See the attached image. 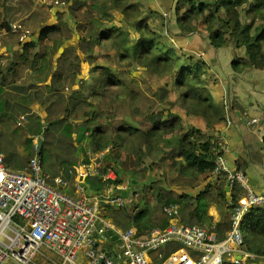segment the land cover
I'll use <instances>...</instances> for the list:
<instances>
[{"label":"trees","instance_id":"trees-1","mask_svg":"<svg viewBox=\"0 0 264 264\" xmlns=\"http://www.w3.org/2000/svg\"><path fill=\"white\" fill-rule=\"evenodd\" d=\"M69 2L72 3L70 4L71 10L86 8L84 13L88 15L98 11L104 16H109L110 11L119 10L123 15V20L127 21L129 26L138 33L137 37L133 38L132 41L135 42L131 43L130 48L134 60L137 64L143 65L146 71L153 72L159 79H165L164 85L158 88L155 95L163 99L164 96L166 97L172 92L176 93L175 98L171 101L165 100L166 103L162 106L165 109L148 108L146 118L149 125L143 128L139 126V123L131 125L127 122H120L111 132H108L98 122L85 118L81 122H76V132L73 131L72 125L66 123V120L76 105H71V103H75L74 100L85 94H102L108 88L128 89V86H124L120 71L93 61L95 59L93 50L97 45L107 40L122 47L128 33L121 26L101 27L89 35L78 33L82 54L76 50L74 58L78 65L83 61H89L91 79L82 77L78 90L74 91L70 100H65L53 85L56 83L54 80L61 74L52 70L53 87L49 85L48 88L54 92L46 96L45 99L39 100L47 112V116L41 118L32 112L30 106L34 102V95L36 96L38 92L27 94L28 87L19 85L17 82L20 65L37 64L36 59L40 60L38 63L41 68L50 64L46 63L48 57L45 54H37L34 49L38 46L39 41L59 32L61 27L59 23L44 25L39 30L36 42L31 40V37L24 42H20L16 38L21 51H15L12 56L10 55L6 59L4 65L0 64V150L6 153V165H11L12 168L28 166L30 158L26 155L22 160L16 151L15 144L19 142L24 145L33 155V136L42 138L39 150L42 159L46 158V162H48L50 159L48 147L54 139H57L61 148L64 147L60 148V151L66 155L59 157V169L60 172L63 171L64 178L68 180L71 177L69 172L72 170L75 160L81 159L86 162L88 151L97 152L109 146L105 159L112 163L118 173V179L112 182L113 185H116L123 182V169L116 162L124 164V162H120L124 146H129L132 154L140 160L151 152L161 153L162 147L173 142L171 139H174L175 149L168 157V168L180 174L192 183V186L198 184L199 176H203L205 184L203 189L196 192L194 196L181 193L173 199L168 195V191L159 192L158 195L165 196L162 199L165 204H179L181 220L185 221L184 224H207L216 239L217 237L222 239L230 227L231 210L236 200L227 201V191L223 183L219 184L218 179L212 181V171L215 168L216 159L213 150V147L216 146L214 136H207L196 125L183 124L181 114L172 110L176 105H179L186 116L202 118L206 123L205 128L208 130H213L215 125L224 120V105H219L210 92L208 78L204 77V62L180 54L172 43H167L166 36H162V33L159 34L157 30L151 28L148 19L155 12L147 8V12L144 13L141 6L143 3L139 0H65V4ZM182 8L185 9L181 12ZM206 10L207 12H205ZM242 12L245 14V20L242 18ZM175 15L180 32H194L201 23L205 26L208 41L214 48L226 46L229 43L235 49L244 48V54H236L231 61V66L235 71H242L245 68L264 69V0H177ZM249 18L250 20H248ZM92 23L91 27L94 26V20ZM0 26L8 27V23L4 22ZM31 35L33 34L31 33ZM64 44L65 42H59L58 47ZM67 48L76 49L77 47L72 45ZM124 51H127V48L124 47ZM77 71H80L79 66ZM127 93L133 94V91L129 88ZM21 115H25V120L18 124ZM80 127H84L86 131L81 140L77 142L76 137ZM73 133H76L75 137H72ZM63 137H67V139L63 141ZM10 140L14 143L12 146L3 145ZM84 141H88L89 149L86 146H83L80 151L76 149L77 145ZM69 147H71L70 155L66 153ZM87 183L90 193L96 191L103 197L107 184L99 176L88 178ZM129 183V187H135L137 181L133 184L131 180ZM213 192L220 202L228 205L227 209L229 210V215L225 213L216 224L212 223V218L208 215ZM134 193L136 192L127 191L126 195L129 198L133 197ZM126 209L120 213L127 219L126 228H122L125 227L124 224H118L117 218L113 219L112 223L125 230L133 226L138 234H147L148 209L144 207L133 215L128 212V208ZM250 217L252 219L249 224L250 236L246 237L243 233V248L253 253H260L258 247L253 248L250 244L253 240L264 239V209L253 207L250 210ZM178 247L175 243L170 244L166 246L165 251L163 249L154 251L151 255L153 258H157L160 252L166 254Z\"/></svg>","mask_w":264,"mask_h":264},{"label":"built area","instance_id":"built-area-1","mask_svg":"<svg viewBox=\"0 0 264 264\" xmlns=\"http://www.w3.org/2000/svg\"><path fill=\"white\" fill-rule=\"evenodd\" d=\"M39 2L47 8L65 5V0ZM5 33L15 35L20 42L31 36V31L19 22L9 24ZM10 54L5 47L0 49L1 65ZM23 120L25 115L20 116L18 124ZM40 138L33 136V155L24 170L10 169L4 152L0 151V264H37V254L56 264L42 249L57 255L61 264H79L81 256L84 264H153L151 253L174 243L179 247L160 264H224L226 260L240 264L243 259L254 257L243 249L244 221L253 207L264 209V190L255 191L241 170L229 172L224 158L226 143L213 147L216 159L212 177L216 180L227 173L229 186L238 185L242 194L232 207L226 237L218 241L210 227L181 222L176 203L162 206L168 220L165 227L154 226L145 235L138 234L135 227L119 229L91 202L92 194L86 184L88 178L99 176L107 184L104 202L115 207H124L138 196V193L129 198L122 196V192L127 194L128 180L112 184L118 173L105 159L109 146L97 152L88 151L86 162L77 160L69 172L73 179L70 186L63 171L54 177L44 171ZM70 187L71 191H66ZM6 229L14 235L7 234ZM108 232L117 235L115 247L108 245L111 240ZM2 237L9 242L3 243ZM158 257L162 258L161 252Z\"/></svg>","mask_w":264,"mask_h":264},{"label":"rangeland","instance_id":"rangeland-1","mask_svg":"<svg viewBox=\"0 0 264 264\" xmlns=\"http://www.w3.org/2000/svg\"><path fill=\"white\" fill-rule=\"evenodd\" d=\"M5 1L0 4V7L3 8L4 6H6ZM139 2L143 3V5L141 6L144 13L147 12V7L149 8V10L152 9L156 11H154V15L150 16L148 19L150 27L157 30L159 34L162 33V36H166L167 40L168 37H176V44H173L169 40L167 41V43H172L175 46L176 50L181 54V49L179 46H186L185 42L183 41V39H181L180 36L184 33H178L180 31H178L179 28L176 23V15L174 10L175 8H173L174 6L170 8L168 7L172 6V2L170 3V1L168 0H139ZM39 4V0H11L10 7H6V9H8V19L4 22H19L27 27L29 24L27 25L23 17L31 12L28 18L33 19L36 16L33 10H37L39 12V10L44 9L48 14L47 16H50L49 9L51 8H47ZM85 9L86 8H77L75 10H71L70 6H66L61 9L62 11L59 13V17L57 19V23H59L61 27L60 31L53 33L47 39L38 42L36 50L37 54H45L48 57L46 63L50 64H46L44 69L41 68L40 72H37L36 76H39V78H43L44 74L46 76V73L48 75L50 71L53 72L56 70V72L61 75L56 78V80H54L56 81V83H54L53 85L56 86L59 94L64 96L65 100H70V98L74 95V91L78 90L81 78L88 77L89 80L91 79V75L89 72L91 65L89 61H83L80 65H78L77 60L74 58L76 50L78 51V53L82 54L81 48L79 47L80 35H89L91 32L98 31L101 27H109L115 25L121 26L128 33L126 41L123 42L124 44H122L123 46L120 47L115 42L104 40L101 44L97 45L94 48L93 52L95 59L93 61L98 64L109 66L110 68H113L118 72L120 71V74L122 75L123 81L125 83L124 86H128V89H121L120 87L108 88V90L104 91V93L102 94H85L84 96L79 97L76 100L71 99L75 102L71 103V105H76L70 111L66 123L72 125V129L75 132L76 122H81L85 118H90V120L98 122L99 124L104 126L108 132H111L120 122H127L131 125L139 123V126L142 128L149 125L148 119L146 118L148 108H156L158 110H160V108L165 109L164 107H162L166 103L165 100H173L176 93L171 92L166 97L164 96L163 99L158 95H155L158 88L164 85L165 79H159L153 72L146 71L143 65L137 64V62L134 60V57L131 55L132 50L130 48L131 43L135 42L132 41L133 38H136L138 33L129 26V23L127 21L123 20V15L119 10L110 11L109 16H104L98 11L92 12L90 16L84 13V11H86ZM184 9L185 8H182L181 12L184 11ZM169 11L172 13V16H174L172 17V19H168V15L164 16L162 14V12L166 13ZM172 11L174 12V15ZM205 12H207V10ZM1 15L2 12L0 9V16ZM90 17L92 18L90 19ZM242 18L245 20L244 12H242ZM93 20L94 26L91 27V25H93ZM248 20H250V18ZM72 21L75 22L78 26L72 27L70 25ZM256 23H258V21H256ZM199 25L200 26L197 29L198 32L200 34L205 32L206 34L207 30L205 26L201 23ZM29 29L31 31L33 30V27H30ZM78 33H80V35H78ZM59 42H65V45H61L60 47H58ZM72 45H75L77 48H67L71 47ZM193 46L194 45H191V47ZM124 47L127 48V51L123 52ZM59 48L61 49L59 50ZM85 49L87 48L85 47ZM240 54L243 55L244 51H241ZM82 57L83 59L85 58L84 55ZM38 62H40V60L36 59L37 64H39ZM77 65L80 68L79 72L77 71ZM129 88L133 91V94L127 93ZM35 99H37L38 101L36 103L40 105L38 108L41 109V104L39 103L41 97H36ZM30 106H32V104ZM172 110L178 112L179 110H181V108L179 107V105H176ZM75 135H72V137H75ZM66 139L67 137H63V141H65ZM171 140L174 142V139ZM173 142H170L168 145H164L161 149V153L151 152L150 154L144 155L140 160L132 154L133 152H131L132 150L129 149V146L123 147L120 162H124V164H121L119 162L116 163L121 169H123L122 178L124 179V181H137L134 189H139H136L133 192H139L137 198L138 202H136L134 205L132 202H128L125 207L118 209L111 204H106L104 202V197H98L95 200L92 199L91 202L93 204L95 203L96 206H98L101 210L103 209L104 217H106L105 219L115 220L117 218L116 220H118V224H124L125 227L122 228H126L127 219L120 213H123L124 210H127L126 208H128V212H130V214L133 213L134 209V211H140L142 208H144L143 206L148 203L150 193H153L157 200L163 201L162 199H164L165 196H163L162 194H160L159 196V192L165 193L168 191V195L172 196L173 199H175L179 194L185 193L186 191L189 192L191 191V189L197 186V184L192 186V183L188 182L177 172L168 168V157L172 152H174L175 149ZM13 144V141L10 140V142H5L3 145L7 147L10 145L12 146ZM18 144V150L20 151L18 154L19 157H21L22 160L26 155L28 158H31L32 152H30L24 145L20 143ZM83 146H86V148L88 149L90 147L88 141H84L82 144L77 145L76 149L80 151ZM71 147H69L68 151L66 152L68 155H70L69 151H71ZM48 148L50 150V159L48 162H46V158H44L43 167L44 171L49 176H54V174L60 173V160H58L59 157H63L66 155L63 153V151H60L64 147L62 146L61 148V145L57 139H54L52 144L49 145ZM75 154L78 155L77 153ZM77 160H75V163L72 165V167L76 164ZM138 184H140V186H137ZM141 191L142 194H140ZM181 215L182 214H180V216ZM251 220L252 219L249 216L245 218L244 221L243 233L246 237L250 236L249 224ZM206 227H208V225H206ZM5 232L7 234L14 235V233H12L9 229H6ZM1 240L3 243L9 242V240L5 239L4 237H2ZM163 250L165 251V248ZM42 251L45 252L48 257L50 256L56 264H61V260L57 255H55L51 251H46V249H42ZM170 252L171 251L166 254L162 252V258H159L158 256L157 258L152 257L153 264H160V262L166 260ZM35 262L37 264H53L49 261H45L40 254H37V256L35 257ZM224 264L230 263L225 262Z\"/></svg>","mask_w":264,"mask_h":264},{"label":"crops","instance_id":"crops-1","mask_svg":"<svg viewBox=\"0 0 264 264\" xmlns=\"http://www.w3.org/2000/svg\"><path fill=\"white\" fill-rule=\"evenodd\" d=\"M4 1L5 0H0V4H2ZM168 1H170V3L172 2V6L168 7L170 8L174 6L173 8H175L177 0ZM10 4L11 0H6V6H4L3 8L0 7L2 12V15L0 16V25L8 19V9H6V7H10ZM70 4L72 3L69 2L63 7L70 6ZM63 7H53L49 9L50 16H47L48 14L46 13V11L42 9L39 10V12L37 10H33V12H35L36 14L33 19L28 18L31 12L23 17L27 25H30H28L29 27L27 26V28L29 29L30 27H33V30H31V33L33 35L30 36L31 40H35L36 42L39 30L42 26L57 23L59 13L62 11L61 9ZM162 14L164 16L168 15V19H172V17H174L172 16V13L170 11L166 13L162 12ZM74 23L75 22L72 21L70 25L72 27L76 26V23ZM9 24H11V22L8 23V26ZM6 28L7 27L0 26V40L2 43L0 49L5 47L11 52L10 55L12 56L15 51H21V47L17 45V37H15V35L5 33ZM178 33L181 34V32ZM207 35L208 34H205V32L200 34L198 30L191 33H184L180 36L181 39H183V41L185 42L186 46L179 47L181 49V54L190 56L194 59H200L204 62V77L208 78V87L217 103L219 105H224V120L215 125L213 130H208L205 128L206 123L202 118L195 116H186L182 109L178 112L181 114L183 124L196 125L200 129H202L207 136H214L213 138L216 144L221 142L226 143L224 158L229 172L232 173L236 170H241L247 176L249 184L255 191H263L264 169L262 165L264 164V69L245 68L242 71H235L231 66V61L236 54L239 55L241 51H244V48L235 49L231 45V43L226 46L214 48L209 43ZM175 39L176 37L174 36L168 37V40L173 44H176ZM191 45L194 46L191 47ZM60 49L61 48H59V50ZM36 50L37 47H35L34 52H36ZM40 69L41 67L39 64L20 65L18 68L19 80L17 83L19 85H23L24 87H28V90L26 92L27 94H30V92L33 94L34 92H38L36 96L34 95V99L37 96L45 99L46 96L51 95L54 92H51L48 88L49 85L52 86L53 82L51 71L48 73V75L46 73V76L44 74L43 78H39V76H36V74L37 72H40ZM36 102H38L37 99L34 100L31 106L32 112H35L41 118H45L47 116L46 110L42 106L41 109H39L38 107L40 105ZM72 135H75V133H73ZM18 143L19 142L16 143V151L19 154L20 151L18 150ZM4 154L6 155L5 152ZM7 166L12 170H24L27 168V166L21 168H12L11 165ZM56 175H58V173L54 176ZM226 176L227 173H224V175L218 179L219 184L223 183L224 188L228 183ZM68 181L71 186L73 181L72 176L68 178ZM212 181H214L213 178ZM135 182L136 181L134 180L133 184ZM86 184L89 187L88 183ZM204 184L205 182L203 181V176H199L197 186L191 189V191L188 190L189 192H184L190 196H194L196 192L203 189ZM137 186H140V184H138ZM136 189L139 188H135V190ZM135 190L134 187L128 188V192H132ZM66 191H71V187L67 188ZM91 193V199L95 200L96 198L101 197V195L97 194L96 191H91ZM140 194H142V191L140 192ZM241 194V188L238 185H234L227 191V201L237 200L241 196ZM137 198L138 196L132 202L133 205L138 202ZM148 199V203L143 207L148 209L147 231L149 232L150 228L154 226L165 227L168 220L161 210L162 206L165 204L164 201L157 200L153 193H150ZM210 200L211 202L208 208V215L212 218V223L216 224L224 216L225 213H228V205L226 203L220 202L214 195V192ZM134 210L131 215L137 213V211ZM100 211L102 216H104L103 209ZM181 217L182 215H179V220L184 223L185 221H182ZM109 221L111 222L112 219H110ZM203 225L206 226L207 224ZM131 227L133 226H130V228ZM228 231L229 229L227 230V232ZM227 232L222 239H219V237H217V240H223L226 237ZM115 242V240H110V242H108L109 247H115ZM250 245L253 248L258 247L260 253H253L249 250L254 254V257L243 259V262H241L240 264H264V239L253 240L251 241ZM225 262L229 261L226 260ZM84 263L85 261L81 256L79 264Z\"/></svg>","mask_w":264,"mask_h":264},{"label":"water","instance_id":"water-1","mask_svg":"<svg viewBox=\"0 0 264 264\" xmlns=\"http://www.w3.org/2000/svg\"><path fill=\"white\" fill-rule=\"evenodd\" d=\"M86 129L84 127H80V130L77 134V137H76V140L77 142H79L81 140V138L83 137V134L85 133ZM41 143H42V138L39 139V144L41 146ZM229 184L227 183L226 187H225V190L228 191L229 190ZM122 196H126V193L125 192H122ZM108 236L111 238V240H117V235L113 234L112 232H108ZM102 252H106L107 250L106 249H101ZM113 251H111L110 254H112ZM113 261L115 262L116 259L114 258ZM7 264H13V263H7Z\"/></svg>","mask_w":264,"mask_h":264}]
</instances>
